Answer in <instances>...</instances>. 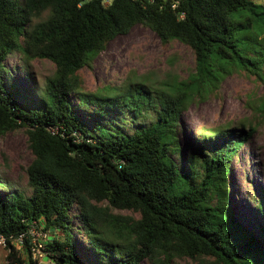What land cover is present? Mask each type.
<instances>
[{
  "label": "trees",
  "instance_id": "16d2710c",
  "mask_svg": "<svg viewBox=\"0 0 264 264\" xmlns=\"http://www.w3.org/2000/svg\"><path fill=\"white\" fill-rule=\"evenodd\" d=\"M137 24L189 47L193 72L167 87L128 77L86 91L80 69ZM14 53L55 65L32 96L5 66ZM235 71L264 84L255 0H0V135L22 129L32 154L28 193L0 175L6 264H38L37 244L51 264H264V201L243 221L228 195L230 163L256 124L204 127L219 142L180 156L182 112ZM257 109L264 118V99ZM140 115L152 117L135 124ZM31 230L50 236L34 244Z\"/></svg>",
  "mask_w": 264,
  "mask_h": 264
},
{
  "label": "rangeland",
  "instance_id": "374dc122",
  "mask_svg": "<svg viewBox=\"0 0 264 264\" xmlns=\"http://www.w3.org/2000/svg\"><path fill=\"white\" fill-rule=\"evenodd\" d=\"M255 2L264 5V0ZM5 66L11 68L13 79L26 97L32 96L31 87L43 85L45 78L55 70V65L47 59L25 63L20 53L10 54ZM193 70L194 54L189 47L176 40L163 44L150 28L137 24L126 34L117 35L109 41L105 50L94 58L92 66L80 69L79 75L84 89L92 91L104 84H118L128 77L151 88L167 87L169 83L186 79ZM262 99L264 84L235 71L221 80L215 93L195 99L186 107L181 114L183 126L178 132L180 156L184 158L190 149H195L200 143L207 149L219 142L216 137L205 140L201 132L204 127L224 125L238 130L241 122L247 127L250 122L256 124L253 137L246 141L237 152L236 159L231 161L228 175L230 205L243 221L253 220L252 211L257 199L264 201V118L260 117L257 109ZM108 116L114 115L110 113ZM150 116L134 117L135 124L148 123ZM125 118V125L130 131L133 122L130 117ZM26 139L22 129L0 135V175L3 180L28 193L26 167L32 154ZM46 236L50 234L35 230L33 243L42 241ZM8 252L9 249L0 244V264H6ZM35 253L39 264H51L44 254ZM172 264L207 263L181 258Z\"/></svg>",
  "mask_w": 264,
  "mask_h": 264
},
{
  "label": "built area",
  "instance_id": "2783aa9c",
  "mask_svg": "<svg viewBox=\"0 0 264 264\" xmlns=\"http://www.w3.org/2000/svg\"><path fill=\"white\" fill-rule=\"evenodd\" d=\"M31 232L34 234V230H31ZM21 237H19L18 239H16V240H14L12 243L13 244H18V243H21ZM0 244L2 245V246H5L6 245V238L2 235V234H0ZM32 251H33V257H35V255H36V251L37 252H40V254L42 255V254H44L45 255V253L41 250V247H40V245H38L37 244V246L35 247V248H32ZM39 264V263H38Z\"/></svg>",
  "mask_w": 264,
  "mask_h": 264
}]
</instances>
